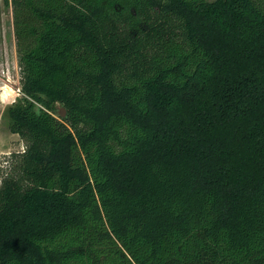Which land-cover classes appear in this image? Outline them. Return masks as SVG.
<instances>
[{"label":"trees","instance_id":"trees-1","mask_svg":"<svg viewBox=\"0 0 264 264\" xmlns=\"http://www.w3.org/2000/svg\"><path fill=\"white\" fill-rule=\"evenodd\" d=\"M9 2L0 264H264V0Z\"/></svg>","mask_w":264,"mask_h":264},{"label":"rangeland","instance_id":"rangeland-1","mask_svg":"<svg viewBox=\"0 0 264 264\" xmlns=\"http://www.w3.org/2000/svg\"><path fill=\"white\" fill-rule=\"evenodd\" d=\"M2 88H7L10 93L3 103ZM19 88L12 9L9 0H0V175L8 169L6 167L10 163L9 157L12 158L23 149L22 141L17 134L9 132L3 117L4 109L21 95ZM59 108L60 105L56 103L55 110Z\"/></svg>","mask_w":264,"mask_h":264},{"label":"bare ground","instance_id":"bare-ground-1","mask_svg":"<svg viewBox=\"0 0 264 264\" xmlns=\"http://www.w3.org/2000/svg\"><path fill=\"white\" fill-rule=\"evenodd\" d=\"M1 92H2L1 95H2V103H3V101H5V98L8 97V95L10 93H9V90L7 88H2L1 89Z\"/></svg>","mask_w":264,"mask_h":264},{"label":"water","instance_id":"water-1","mask_svg":"<svg viewBox=\"0 0 264 264\" xmlns=\"http://www.w3.org/2000/svg\"><path fill=\"white\" fill-rule=\"evenodd\" d=\"M56 115L59 116V117H63L64 116L63 107L60 106V108L56 110Z\"/></svg>","mask_w":264,"mask_h":264}]
</instances>
